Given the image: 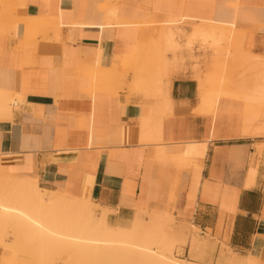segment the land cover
<instances>
[{
    "label": "crops",
    "instance_id": "0c3cea01",
    "mask_svg": "<svg viewBox=\"0 0 264 264\" xmlns=\"http://www.w3.org/2000/svg\"><path fill=\"white\" fill-rule=\"evenodd\" d=\"M182 16L228 26L237 58L264 59V0H0V91L15 96L0 116V176L33 177L111 223L168 207L204 234L220 231L203 261L230 258L224 243L264 264V111L224 95L214 114L203 110L189 71L173 75L161 115L120 79L139 68L138 45L151 66L161 54L141 44L143 27ZM246 75L243 97L257 72ZM12 245L0 239V264H12Z\"/></svg>",
    "mask_w": 264,
    "mask_h": 264
},
{
    "label": "bare ground",
    "instance_id": "6f19581e",
    "mask_svg": "<svg viewBox=\"0 0 264 264\" xmlns=\"http://www.w3.org/2000/svg\"><path fill=\"white\" fill-rule=\"evenodd\" d=\"M187 25L191 27L190 33L193 37L225 44L221 50L223 55L210 58L208 73L199 83L203 96L202 109L214 114L219 98L224 95L242 98L246 106H250L251 101H257L259 108L264 110V59L254 58L247 61L237 58L229 48L228 26L211 18L193 20L187 16L180 19L158 17L151 25L143 27L140 40L143 43H158L168 51H176V36L181 34ZM138 52L140 75L136 77L133 87L140 89L142 86L146 96L155 98L156 103L152 104L160 110L161 115L167 111L171 112L173 102L170 89L173 83L168 75L180 72V60L168 61L162 52L159 55L154 51L158 56L154 58L152 67L158 71L166 66L170 68L163 86L160 80H153V77L151 81L146 80V76H151L150 72H146L150 71V60L142 59V54L147 51L139 45ZM246 68L257 72L256 85L252 96L248 94L249 96L243 97L238 87L231 84L234 73L232 71ZM145 72L147 75L143 76ZM242 79L245 78H240ZM242 81V85L246 86L247 81ZM163 87H167L165 91ZM14 100V95L0 91V116L12 115ZM253 173L250 172L247 186H253ZM94 207L99 206L43 189L33 177L12 174L0 176V239L13 237L20 248L17 249L16 244L12 245L19 258L24 257V251H35L41 252L48 260L59 256L65 262L62 264H211L202 259L208 253V242L195 236L188 238L182 228L175 231L172 225L173 217L165 211L168 207L141 209L127 224L118 221L111 223L107 218V211L95 217ZM187 245L188 254L184 258ZM33 255L37 257L36 254ZM222 260L224 262L218 264H259L253 257L239 255Z\"/></svg>",
    "mask_w": 264,
    "mask_h": 264
},
{
    "label": "rangeland",
    "instance_id": "374dc122",
    "mask_svg": "<svg viewBox=\"0 0 264 264\" xmlns=\"http://www.w3.org/2000/svg\"><path fill=\"white\" fill-rule=\"evenodd\" d=\"M181 17H178V18H173V19H180ZM190 28V29H189ZM190 30H191V27H189V25H187V27H185V29L181 32V34L179 33L177 36H176V39H177V49L176 51H168L166 50L165 47H163L162 45L158 44V43H143L141 42V44L143 46H150V45H154V46H158V48L161 50V52L164 54L165 56V59L166 60H180V63H181V68H180V72L179 73H187L189 71H192L194 72V77H196L199 82L201 81L202 78L206 77L205 75H207V71L209 70L210 68V65H211V62L209 63L210 58H215L217 55L221 56L223 55L222 54V49L223 47H225V44L220 42V43H215L214 41L212 42L211 40H203L199 37H193L190 33ZM219 48V49H217ZM218 56V57H219ZM217 57V58H218ZM137 60H139V57L136 56ZM216 58V59H217ZM222 57H220V60H221ZM136 60V61H137ZM213 62V61H212ZM209 63V64H208ZM137 64V65H136ZM135 64V69H134V73L132 75H122L120 76V79L123 81V82H128V79L129 78H132V85L131 87L129 86L128 87V91L130 92V94H138V95H141L143 96V98H146V92H144L143 90V87L140 86V89H136L135 87H133V83L135 82L136 80V77H138L140 75V73H137L138 71V61L136 62ZM209 66V68L207 67ZM151 64H150V71H146L147 73H151V76L150 78H148L146 75L147 73L145 72V75L143 76H146V80L147 81H151V78L153 77V80H160L162 82V85H163V81L166 79V75L168 74L167 72L169 71V67L166 66L165 68H161L160 71H158V69H155L154 68H151ZM208 68V69H206ZM137 70V71H136ZM238 71H232L233 75H232V79L233 81L231 82V84H234L236 85V87H239L240 83L242 80H240V78H244L246 76V74L250 71H255L254 69H251V68H246V69H237ZM237 73H239L240 75H238ZM242 73V74H241ZM175 73L172 72L170 73L168 76H171V79H173V75ZM198 75L200 77H198ZM240 76V77H238ZM238 77V78H237ZM153 85V84H151ZM164 86V85H163ZM167 87H163V90L165 91ZM151 91H153V88L151 87ZM163 91V93H164ZM240 92V91H239ZM254 94V93H253ZM245 101V100H244ZM246 103V102H245ZM251 105L250 106H246V111L248 110H252L253 109V105H257V109H260L259 108V102L257 101H251L250 102ZM262 112L264 111L263 109L261 110ZM264 115V114H263ZM254 172V176L256 175V171H252ZM99 206V205H98ZM96 213H95V217L98 216V215H101L102 212H100V206L98 208L94 207ZM99 210V211H98ZM165 210V209H164ZM165 211L171 213L172 215V219H173V228L175 231L179 230L177 228H182V232L188 237H197L199 239H205L208 244L211 242V241H214V242H218L219 239H220V231L218 230V232L215 234V236L213 237V230L211 229H207V234H202V230L201 228L197 227L194 228L192 225H194L192 222H184L180 219H178L176 216H175V213H174V210H171V209H166ZM99 212V214H98ZM101 213V214H100ZM171 225V224H170ZM175 225V226H174ZM195 226V225H194ZM172 228V229H173ZM167 229H169L167 227ZM170 230V229H169ZM5 239V238H3ZM10 243V245H15L16 244V247L17 249H20L18 248V243L15 242V239L13 237H10V238H7L5 239V242H8ZM189 246L187 245L186 246V249L188 248ZM225 250V252H224ZM221 253H224L226 254L227 257H234L235 255H237L236 251H234L233 249L229 248V247H226V245L224 243H222V250H221ZM33 254H36L37 257H35ZM187 252H184V258L187 257ZM53 259H57L56 261H53ZM51 258V259H46L44 257V255L41 253V252H25L24 251V257L23 258H19L17 257L16 258V253L13 254V261H12V264H62V263H65L64 260H62L59 256L58 257H54V258ZM60 260V261H59ZM62 260V261H61ZM53 261V262H51Z\"/></svg>",
    "mask_w": 264,
    "mask_h": 264
},
{
    "label": "built area",
    "instance_id": "2783aa9c",
    "mask_svg": "<svg viewBox=\"0 0 264 264\" xmlns=\"http://www.w3.org/2000/svg\"><path fill=\"white\" fill-rule=\"evenodd\" d=\"M203 233V232H202ZM204 234V233H203Z\"/></svg>",
    "mask_w": 264,
    "mask_h": 264
}]
</instances>
